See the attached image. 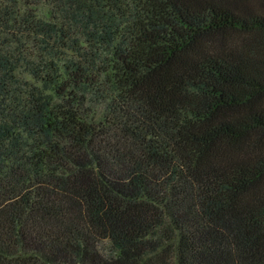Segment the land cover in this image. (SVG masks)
I'll return each mask as SVG.
<instances>
[{
	"label": "trees",
	"instance_id": "trees-1",
	"mask_svg": "<svg viewBox=\"0 0 264 264\" xmlns=\"http://www.w3.org/2000/svg\"><path fill=\"white\" fill-rule=\"evenodd\" d=\"M0 264H264V0H0Z\"/></svg>",
	"mask_w": 264,
	"mask_h": 264
}]
</instances>
